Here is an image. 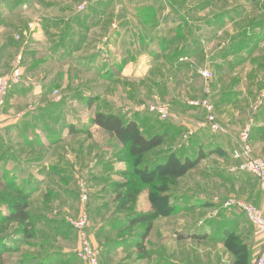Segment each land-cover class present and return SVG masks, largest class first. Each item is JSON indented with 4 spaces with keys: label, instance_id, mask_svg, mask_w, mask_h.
Wrapping results in <instances>:
<instances>
[{
    "label": "rangeland",
    "instance_id": "rangeland-1",
    "mask_svg": "<svg viewBox=\"0 0 264 264\" xmlns=\"http://www.w3.org/2000/svg\"><path fill=\"white\" fill-rule=\"evenodd\" d=\"M0 54V77L18 79L0 111V213L25 200L45 219L23 245L22 224L0 225L4 244L19 245L18 252L1 250L0 264L74 254L80 233L71 221L84 216L100 264H156L163 250L181 261L191 260L186 251L197 257L208 250L254 260V229L262 234L243 209L225 202L264 211L259 180L235 170L240 160L233 157L251 121L250 155L259 156L264 0H0ZM151 105L166 107L168 117ZM99 111L141 120L146 135L167 133L146 163L205 158L173 185L156 179L127 201L145 178L133 175L122 144L92 123ZM210 115L221 129L211 128ZM141 215L151 228L132 225Z\"/></svg>",
    "mask_w": 264,
    "mask_h": 264
},
{
    "label": "trees",
    "instance_id": "trees-1",
    "mask_svg": "<svg viewBox=\"0 0 264 264\" xmlns=\"http://www.w3.org/2000/svg\"><path fill=\"white\" fill-rule=\"evenodd\" d=\"M220 17L223 18L224 14H221ZM218 20L219 19L216 17L214 22H217ZM140 122L141 120L135 118L128 119L127 117L114 112L107 113L99 111L96 112L92 117L93 124L99 126L111 136H114L122 144V147L124 148L123 151L129 155L127 161L129 160V164H132L131 166L135 168L133 175H139L145 178L140 179L139 185L134 188L135 191L130 188L126 192L128 197L127 201L133 200V198L136 196V192H138L139 189L145 185L152 184L156 181V179H161L163 181L161 183V187L163 188L170 184L173 185L177 178L184 176L188 171L196 167L200 160L205 158L203 153H201L197 159L189 158L185 160H181L180 158L171 155L165 163H158L154 166L153 164L151 165L150 163H146V156L166 143L167 133L152 132L150 135H146L142 130V125ZM155 129L159 130V127ZM158 191H160V189L156 188V190L153 191L155 192V195L153 194L151 196L153 203L156 204L160 203V201H163ZM22 199L24 198L22 197ZM4 213H0V215H3L0 216V225L4 224L5 222H16L22 224V228L19 229L22 231L20 233L23 234V239L19 241L16 240L14 241L15 244L11 243L9 245H5L3 239H0V256L2 255L1 250L2 252L4 251V253L18 252V242L23 245L22 240L34 238L37 235V229H35L36 227L33 225L36 221H38V219L41 218L40 216L32 214L29 211V203L25 200H16L12 205H8V212ZM146 217V215H141L139 218L131 220L132 225L134 226L139 222H145L148 224L147 227L151 228L152 222L151 220L146 219ZM43 220L45 219H42L41 221ZM142 237H145V235L143 234ZM180 238L183 237L181 236ZM44 245L45 247L47 246V244ZM61 254L63 253L54 252L53 254H47V256L44 258L38 256V264H58L60 261L62 264H64L63 259H59L62 257ZM70 254L69 260H73V258L77 259L75 254ZM243 262L244 264L248 263L247 259Z\"/></svg>",
    "mask_w": 264,
    "mask_h": 264
},
{
    "label": "built area",
    "instance_id": "built-area-1",
    "mask_svg": "<svg viewBox=\"0 0 264 264\" xmlns=\"http://www.w3.org/2000/svg\"><path fill=\"white\" fill-rule=\"evenodd\" d=\"M86 9V3H83L79 6L80 11ZM18 79L16 77H0V111L7 104V97L12 84L17 83ZM205 104L209 106V102L205 101ZM263 104L262 101L258 102L257 109ZM144 108V107H142ZM147 109L153 113H156L162 119L168 117V109L163 106L151 105ZM212 107H209L211 110ZM209 125L213 130L221 129L219 124L215 121V117L210 115L208 117ZM253 131V121H251L241 133L239 139V147H236L233 151V157L237 160H240L239 166L235 170H243L253 173L261 185L262 190L264 191V157L257 156L252 157L251 154V133ZM84 199L87 198V195L83 194ZM226 208L239 207L244 210L247 215L248 220L260 231L263 238V246L257 258L255 264H264V211L255 205L246 203L244 201H235L227 200L225 202ZM87 216L82 217L80 220L71 221L74 228L78 229L80 233V243L79 246L73 250L77 259L80 260L83 264H100L98 260V252L95 249L86 232L85 228L87 225Z\"/></svg>",
    "mask_w": 264,
    "mask_h": 264
},
{
    "label": "crops",
    "instance_id": "crops-1",
    "mask_svg": "<svg viewBox=\"0 0 264 264\" xmlns=\"http://www.w3.org/2000/svg\"><path fill=\"white\" fill-rule=\"evenodd\" d=\"M1 70H3V64H2V56L0 54V71ZM261 112H264V107L261 110ZM262 115H259V117H261ZM254 151L259 156L264 157V115L263 117H261V121H259V123L258 120L256 119V123L254 125ZM258 190L260 191V194L262 195L263 198L260 206L261 208L264 209V191L262 190L259 181H258ZM255 232L256 231L254 229V239H255L254 260L253 261L250 260L247 264H255L257 255L259 254L260 249L263 246V238L261 236L258 237L256 235L257 233ZM56 253H61V252H56ZM185 253H187L186 258H190L191 260L181 261L178 259L177 254L174 255V253L166 252L165 250L156 252L155 255V258L157 259L156 264H244V262L240 259V256L237 254V252L232 250L202 251L200 254L198 253L197 257L193 252L186 251ZM217 254L218 256H216ZM62 255L63 256L61 257V259H63V261L65 260V264L66 263L70 264L69 261H71L72 259L68 260L69 256H66L67 254L65 253H63ZM45 256L47 255L44 254V256L42 255L40 257L44 258ZM215 257H217V259H215Z\"/></svg>",
    "mask_w": 264,
    "mask_h": 264
}]
</instances>
